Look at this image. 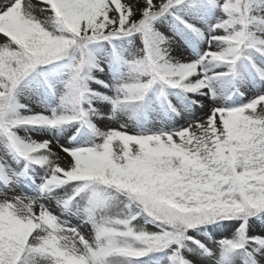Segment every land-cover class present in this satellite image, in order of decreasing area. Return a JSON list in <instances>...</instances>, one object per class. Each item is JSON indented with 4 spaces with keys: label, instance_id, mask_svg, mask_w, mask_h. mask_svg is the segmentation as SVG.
Returning a JSON list of instances; mask_svg holds the SVG:
<instances>
[{
    "label": "snow or ice",
    "instance_id": "snow-or-ice-1",
    "mask_svg": "<svg viewBox=\"0 0 264 264\" xmlns=\"http://www.w3.org/2000/svg\"><path fill=\"white\" fill-rule=\"evenodd\" d=\"M39 3L47 7L37 9L33 0H0V131L28 166H46L50 173L39 199L9 196L0 189V264H138L156 254H163L167 264H194L185 253L197 250L214 264H264V233L248 231L250 220H264V95L239 107L213 106L205 119L177 131L131 134L123 125L108 131L96 127L91 100L102 94L89 87L90 72L103 70L90 46L137 34L145 55L129 64L131 78L118 87L115 98L103 96L114 105L110 118L115 110L136 111L157 84L194 96L211 93L215 99L214 82L236 78L245 62L264 81V0H144L138 19L127 0ZM216 9L224 17L210 25V36L185 19L205 18ZM37 10L52 15L41 19ZM168 15L208 41L209 50L200 59L172 61L173 41L155 27ZM77 52L59 106L50 115H25L27 105L18 100L21 85ZM209 64L228 70L211 75ZM74 123L86 125L99 142L80 148L56 145L57 152L51 140L37 142L16 131ZM61 153L71 160L62 163L67 157ZM26 174L27 168L19 175ZM16 180L0 156V182L7 188ZM69 184L74 185L72 193L59 197L57 191ZM101 189L127 197V206L139 213L116 211L114 197ZM84 193H91L80 205L82 219L92 227L91 238L41 203L51 198L69 211ZM139 216L159 231L138 227ZM233 220L241 221L238 231L216 248L188 235L189 230ZM189 241L195 249L188 247Z\"/></svg>",
    "mask_w": 264,
    "mask_h": 264
},
{
    "label": "rangeland",
    "instance_id": "rangeland-1",
    "mask_svg": "<svg viewBox=\"0 0 264 264\" xmlns=\"http://www.w3.org/2000/svg\"><path fill=\"white\" fill-rule=\"evenodd\" d=\"M127 2L131 3L134 11H136L135 18H140V10L143 7L144 0H127ZM33 4L36 5L37 9L47 7L39 3V0H33ZM36 15L43 19L45 16L52 15V13L50 11L41 12L37 10ZM223 17L224 13L220 9H216L205 18H194L186 15L185 19L201 29L205 36H210L212 35L209 31L210 25L216 24ZM155 27L158 32L173 41L169 45L170 58L173 62H193L200 59L209 50L206 39L197 36L184 25L179 24L172 15L157 21ZM90 48L98 62L99 68L103 69L101 71L98 68H94L90 72V76L93 79L89 81L90 89L95 93L102 94L101 97L91 100V106L95 110L92 120L101 131L119 129L121 125L131 134H159L160 132L177 131L186 127L190 121L205 119L213 106L239 107L251 102L252 99L259 95H264V81H260L251 65L245 62L239 65V72L234 82L229 81V79L214 82L215 99H212L211 93L208 96H194L193 94L185 93L182 89H171L157 84L148 95L149 120L147 122L136 121L130 116L131 112L129 110L123 109L115 110L114 118H110L114 113V105L104 100L103 96L115 98L118 87L130 80L129 64L136 59L143 58L145 55L142 51L143 43L140 35L137 34L116 40L112 44L106 42L95 43ZM115 53L118 54V58ZM78 59L79 55H74L69 66L62 70L58 76L50 77L45 86L42 85L31 89L21 86L18 100L21 104L27 105V110H24L25 115L35 113L50 115V110L59 106L60 99L65 93V83L72 72L71 66ZM117 60L119 63L116 65ZM206 67L211 75L228 70L226 66L216 67L209 64ZM95 81H104L108 87H104ZM204 91L207 92L208 89ZM196 100L203 107L193 102ZM168 105L179 114L170 115L166 107ZM88 106L87 103L84 105L85 108ZM16 131L21 137H30L37 142L51 140L53 150L57 152H59V149L55 147L56 145L66 148H80L91 147L99 142L92 132L79 123L62 128L21 127L16 129ZM0 156L7 160L10 168L17 174V180L11 187L5 188L0 183V189H3L9 196L23 194L29 198H41V187L50 176L49 169L46 166L35 165L30 168L28 162L12 152L7 137L2 131H0ZM61 156L67 157V154L61 153ZM70 160L71 157H67L66 160H62V163H67ZM26 168L27 174L19 175ZM57 195L63 197L65 193L59 189ZM41 203L45 204L49 210L53 211L63 221L77 227L88 238L92 237V227L84 222L81 215H76L71 210L62 211L57 201L51 198L41 199ZM240 226L241 221L239 220L224 222L222 225L210 230L214 241L207 239L205 242L209 247L216 248L218 241L232 238ZM150 231L156 232L157 230L152 227ZM248 231L249 235L264 233V220H250ZM192 235L196 237V235ZM201 240H204V238H201ZM186 255L193 259L195 264H214L211 258L203 257L198 255V253H187ZM154 264L158 263L154 262ZM164 264H167V262ZM237 264H240V262H237Z\"/></svg>",
    "mask_w": 264,
    "mask_h": 264
},
{
    "label": "trees",
    "instance_id": "trees-1",
    "mask_svg": "<svg viewBox=\"0 0 264 264\" xmlns=\"http://www.w3.org/2000/svg\"><path fill=\"white\" fill-rule=\"evenodd\" d=\"M125 38H128V37H125ZM120 39H122V38H120ZM120 39H117V40H120ZM114 41H116V40H114ZM114 41H112V42H114ZM112 42L111 43L107 42V43L112 44ZM97 43H101V42H97ZM74 55H80V54L77 52V53H74ZM115 56H117V58H118L117 53H115ZM70 61H71V59H65L63 61L55 62L52 65H49L45 68L38 70L37 73H34L32 76H30L21 86L28 89V88H32L33 86H38V85L43 84L44 82L47 81L46 79H49L50 77L58 76L62 70H64L66 67L69 66ZM117 64L118 63L116 62V65ZM230 79H229V81L234 82V78H230ZM149 93H148V95H149ZM148 98L149 97H147V100L144 103H142L141 105H139L137 107L136 111L129 110V112H131L130 116L133 119H135L136 121L138 120L140 122H147V120H149ZM166 107H167L168 113L170 115L171 114L172 115H178L177 114L178 112H175L172 107H170L169 105ZM88 130L91 132L90 129H88ZM0 183L3 184L2 182H0ZM73 188H74V185H72V184H69V185L61 188V190L64 191V193H65V195L63 197H66V195H70L73 191ZM101 191L105 192L109 197H114L113 205H114L116 211L124 213L126 215L139 213V209L135 208L134 206L133 207L127 206L129 204L127 197H125L119 193H115L113 190L101 189ZM90 196H91V193H84L80 197H78L77 202L74 203V206L72 207L71 212L76 214V215L77 214L81 215L80 205L85 204L87 199ZM135 223L138 227L146 228L148 231H150V228H152V227H154L157 231H159V228L155 224L146 222V218L144 216H139L138 219L135 221ZM223 223L224 222H217V223H213L210 225L201 226V227H198V228L193 229V230H189L188 235L191 236L194 240H198L201 243L206 244L205 240L207 241V239L214 241L212 234H210V230L215 229L217 226H220ZM192 234L196 235V237H194ZM201 238H204V240H201ZM206 245L208 246V244H206ZM188 247L195 249L196 245L193 244L191 241H189ZM198 251L199 250H197V252H186L185 254H187V253L197 254ZM154 262H156L158 264H164L165 262H167V260L165 259L163 254H156L154 256H149V257L143 258L142 261L138 262V264H154ZM237 262H240V261L237 260Z\"/></svg>",
    "mask_w": 264,
    "mask_h": 264
},
{
    "label": "bare ground",
    "instance_id": "bare-ground-1",
    "mask_svg": "<svg viewBox=\"0 0 264 264\" xmlns=\"http://www.w3.org/2000/svg\"><path fill=\"white\" fill-rule=\"evenodd\" d=\"M244 93V92H243Z\"/></svg>",
    "mask_w": 264,
    "mask_h": 264
}]
</instances>
